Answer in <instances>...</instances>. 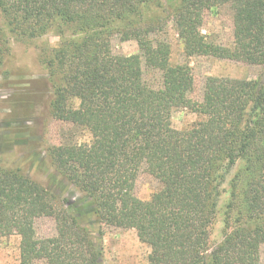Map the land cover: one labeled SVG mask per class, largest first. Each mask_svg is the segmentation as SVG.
Masks as SVG:
<instances>
[{
  "label": "trees",
  "instance_id": "obj_1",
  "mask_svg": "<svg viewBox=\"0 0 264 264\" xmlns=\"http://www.w3.org/2000/svg\"><path fill=\"white\" fill-rule=\"evenodd\" d=\"M167 1L187 57L264 67V0H0V69L10 38L32 40L55 27L58 47L39 59L52 87L50 115L90 135L88 142L63 136L46 151L87 207L59 201L20 170L0 167V236L20 237L19 264H101L85 224L91 210L101 225L133 229L149 249L147 264L258 263L264 80L208 77L201 99L188 98L190 69L170 64L169 45L155 37L163 33L160 15L149 17L151 8L164 14ZM213 5L230 10L229 46L201 33L204 11ZM115 36L135 41L138 54L115 55ZM142 63L161 71L160 89L144 81ZM179 108L198 119L175 130L171 114ZM140 173L159 185L147 201L134 194ZM222 193L221 239L211 246ZM40 218L53 220V236H36Z\"/></svg>",
  "mask_w": 264,
  "mask_h": 264
},
{
  "label": "rangeland",
  "instance_id": "obj_2",
  "mask_svg": "<svg viewBox=\"0 0 264 264\" xmlns=\"http://www.w3.org/2000/svg\"><path fill=\"white\" fill-rule=\"evenodd\" d=\"M164 14H156L151 8L149 17L160 15L159 26L163 33L155 36L165 40L170 47L169 62L173 66H187L190 74L187 80V97L199 101L208 77L241 80H264V67L217 59L210 56L187 57L182 40L178 37L170 7L173 1L164 2ZM163 15V16H162ZM68 32H66L67 34ZM201 33L207 41L229 46L232 44L231 13L225 5H213L205 9ZM59 36L55 27L47 34L32 40L10 38V53L0 69V167L18 169L26 177L52 193L59 201L86 203L84 194L63 179L50 164L47 148L59 144L71 135V139L88 142L90 135L84 129L74 128L53 119L50 115L52 87L40 63L42 51L58 47ZM115 55L138 54L135 41H121L115 36L111 41ZM143 79L153 89L162 87V73L142 63ZM73 106L78 102L74 100ZM196 114L188 109H175L171 114V125L182 130L197 121ZM231 175V174H230ZM228 176V179L230 178ZM226 189V186H223ZM159 188L158 182L145 173H140L135 183L134 194L147 201ZM227 194L222 193L217 202V215L210 230V245L217 244L222 234V207ZM87 204H83V207ZM85 224L102 251L101 264H147L148 247L142 244L133 229H121L101 225L89 211ZM36 236L51 237L55 234L52 219L40 218L35 221ZM18 235L0 236V264H19ZM257 264H264V244L259 248Z\"/></svg>",
  "mask_w": 264,
  "mask_h": 264
}]
</instances>
